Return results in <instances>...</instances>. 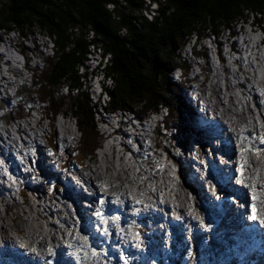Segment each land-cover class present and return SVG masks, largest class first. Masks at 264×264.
<instances>
[{
  "label": "trees",
  "instance_id": "trees-1",
  "mask_svg": "<svg viewBox=\"0 0 264 264\" xmlns=\"http://www.w3.org/2000/svg\"><path fill=\"white\" fill-rule=\"evenodd\" d=\"M251 16L257 22L264 19V0H0V30L5 34L39 31L52 39L54 55L46 59L44 73L50 92L41 98L52 116L65 109L75 116L84 135L83 159L100 140L83 83L92 50L107 55L105 82L113 81L106 87L107 108L147 115L165 105L173 117L176 105L188 109L181 87L169 79L172 69L188 68L184 46L196 41L194 50L201 49L203 40L220 38L225 28ZM61 86L76 90L68 106L64 99H54L51 87ZM55 148L53 135L49 149Z\"/></svg>",
  "mask_w": 264,
  "mask_h": 264
},
{
  "label": "bare ground",
  "instance_id": "bare-ground-1",
  "mask_svg": "<svg viewBox=\"0 0 264 264\" xmlns=\"http://www.w3.org/2000/svg\"><path fill=\"white\" fill-rule=\"evenodd\" d=\"M155 8V7H154ZM12 34V33H11ZM12 36H17V33L14 32ZM47 36V35H46ZM48 37V36H47ZM202 49H205V45L202 42L201 46ZM253 45L250 47V50H252ZM45 49L47 50H53V43L52 39L48 37L46 40V46ZM92 52H99V50H92ZM262 54V53H261ZM231 56V55H230ZM258 56V54H257ZM199 58V56H197ZM14 59V58H12ZM260 63H264V58L260 57L258 59ZM15 61V60H13ZM236 62L239 66V70H234L230 68L229 65H226L225 68V74L224 76H220L221 73L217 68H214V65H211L210 72L208 78L211 79V83L213 84V88H206L205 86L199 87V95L206 100L207 107L213 111H215L218 114L217 120L215 121H209L205 120L204 116H202L200 113L197 115H193V118L196 120V122L199 124L201 129L207 131L205 127L208 128V125L205 123L207 122H213L214 124H218L220 129H223V131L219 132V135L217 137H221L222 139V145L218 149L217 145L215 146L213 144L212 149H216L218 153L225 154V161L224 163L220 164V168L225 170L227 175L230 177L233 172H235L238 168V165L242 168V174L244 177H252L250 180H245L249 183L255 182V186L259 188L256 190L258 193L260 192L261 198L257 202V215L259 216L261 213H264V193L261 192V186L264 183V171H260L261 161L264 158V154H259V159L257 156H254L251 151H245L241 152L240 148L247 145V141H243L240 144L237 143L236 139H233V137L236 136L235 131H230L232 127H238L240 126L238 123H242V126L244 125L246 128L251 130V128L255 129H263L260 125L264 124V105H258L256 109L251 105V101L257 100L259 93L257 91V87L255 85L254 78L259 81L261 87L264 86V76H256L255 73H251V70H248L247 68L251 67L253 68V71L256 72V68H254V65L252 64V61L249 59L247 62V68L244 66L243 61L241 60V57H237L233 60ZM243 63V64H242ZM195 65L198 66L197 62H195ZM243 67V69L241 68ZM221 69H224L222 67ZM260 70V69H259ZM241 72L243 75H241ZM264 72V69H263ZM257 73V72H256ZM223 75V74H222ZM54 76V75H53ZM225 79L226 88L228 91H232V93L229 94L228 99L226 100L227 106L223 109H220L219 105L225 103V99H222L223 94H226L225 91H221L220 88V80ZM237 78L239 80L238 86L242 90V98L244 97L245 103L243 104V108L238 106V103L234 102V93L233 90L235 86L233 83H231L230 79ZM252 79V80H250ZM6 81L5 84H13L17 81L11 80L8 81L6 78H4ZM230 80V81H229ZM220 84V85H219ZM0 94L3 95V91L5 89V85H0ZM24 86V84L22 85ZM26 88V86H24ZM18 88L19 87H13ZM263 88V87H262ZM5 94V93H4ZM13 94V93H11ZM222 95V96H221ZM4 96V95H3ZM14 97L8 96L6 97V102L12 101ZM24 99V98H22ZM33 101L37 102L34 99H31V97L26 99L27 101ZM20 103V101H18ZM24 102V100L22 101ZM21 102V103H22ZM7 104V103H6ZM5 104V105H6ZM32 110L29 114V119L24 121H18L19 124H17L18 129L17 132L19 134L17 135L16 131L13 128H8L7 126H10L8 122H3L0 126L5 130V135H0L2 137H8L9 140V146L13 149L18 148V139L20 137L21 133H28L26 136V141L22 143L23 147H26V144L34 143L38 140L40 136H42L43 131H45L46 123L44 122V119L39 116L37 117V114L40 113V107L37 104H32ZM222 106V105H221ZM224 107V106H223ZM222 108V107H221ZM33 110L35 111L33 113ZM65 115L62 118L61 115H58L56 117V120L51 124V126L54 129L59 130L60 132H63L65 134L64 140H71L73 138L72 134V127H71V121L70 117L65 113V110L63 112ZM248 113V116L246 115ZM58 118V119H57ZM70 118V119H69ZM223 118V119H222ZM259 118V119H258ZM226 119V120H224ZM260 121V122H258ZM24 122V123H23ZM12 123V122H11ZM16 124V123H15ZM14 124V125H15ZM127 124L125 121H122V125ZM12 125V124H11ZM167 125V133H165V136L168 137V139L173 140L176 138L177 134L179 132L177 131L176 127H174L175 131H172V133H169L170 125L169 123ZM16 126V125H15ZM180 127V126H179ZM15 128V127H14ZM180 133H183L182 137L186 139L188 137V134L180 128ZM221 133H227L229 136L224 137ZM121 134L127 135V132L121 131ZM141 135V133H140ZM214 136V135H213ZM3 139V138H2ZM4 141V139H3ZM176 141L178 139L176 138ZM175 143L171 142V145ZM176 146L178 148L184 149V144L180 143L179 141L176 143ZM231 147H233L234 151H230ZM186 152V150H182L179 155H182ZM140 153H143V150L140 151ZM163 154L160 150H155L152 152V156L148 154L146 156V153L135 155L132 154L133 159H126L124 157V153L121 152V150H115L114 148H109V156H103V166H101V163H99L100 166H96V169H87V172L81 171L79 175L82 179H86L89 183L98 185L99 183L103 181H107L108 183L114 185V187L109 189V193H116L119 194L121 192L125 191H132L139 195L138 189H135L134 186L130 185L131 179L129 178V175H134L135 177L139 178V175L142 173L143 175L147 174L146 177L148 179L144 182V186L149 188V186H154L155 191H147L145 190L146 195L149 197L145 203H152L157 202L158 196L161 194L164 198H168L169 206L174 207L173 201L177 206H180L181 212L184 214L185 217L191 220V217H188L187 215L192 210L188 207L187 200V191L185 190L184 183L178 181L175 177H172L173 175H170L169 172L172 173L170 169V164L166 162L167 158L163 157ZM8 156H5L4 159L6 160ZM136 157H140L141 159H136ZM216 158L214 159V161ZM247 161V163H245ZM158 162L160 165H164L165 168L163 170H156L155 169V163ZM28 160L25 164L21 165L22 174H24V168H28ZM139 165L140 173H137L133 169V165ZM238 164V165H237ZM0 201H10L12 202V205H15L17 210L13 211V216L9 217L8 215H1L0 216V264H43L42 261H39V256L37 253H43L44 249L49 245H53L56 242V238L58 235H64V230L60 229L59 226L55 223L56 221H60V223L67 224L71 223L74 219L80 218L79 212L74 211L71 207H68L71 205L68 195L65 193L61 198L54 197L51 198H45L43 191V187L39 186L37 192H40L39 195L36 197L38 201L34 200L30 203H26L27 205L21 204L19 201V190L18 187L12 183L11 179H9V174H5L4 168H0ZM17 175L19 173L18 171H15L12 169ZM168 170H170L168 172ZM148 171V172H147ZM31 172V171H29ZM187 174L191 177H193L192 171L190 169L186 170ZM224 173V174H226ZM35 174V173H32ZM160 174V175H159ZM21 177H24V175H21ZM58 173L53 172V178L56 182H60L62 180H59L57 178ZM70 178L69 180H66V183H68L70 190L73 194L81 193L77 187H75L72 183L73 181ZM173 180V184L170 182ZM128 184L130 187L125 189L123 185ZM235 185H237L234 182ZM231 189L230 194L227 197V201L225 205H222L221 207L218 206L219 203H215L212 199H207V204L210 208L221 211V215H224V223L222 225V229L219 231V234H222L225 239V244L230 248H239L238 246H235L234 241L237 239L245 240L248 239L250 236H252L255 231L258 232V234L264 235V228H258L257 226H254L253 229L250 228L248 225V231L249 233L243 234H237L233 231L234 225L233 223H236L239 227L242 228V226L245 223V212L249 210L248 205V194L250 193L249 188L244 187H229ZM99 195H103L99 189ZM42 198V199H41ZM108 199H112L113 197L111 195L107 196ZM141 197L140 199H142ZM32 199V198H31ZM216 202V201H215ZM8 203L7 207H10L11 205ZM96 205H98V200H96ZM220 205V204H219ZM27 206V208H25ZM112 208V203L109 202L108 205L104 206L103 210H109ZM11 209L8 208V212ZM72 213H75V216L72 215ZM83 216H81L80 219L86 221L87 220V214H90L89 211H83ZM10 221V222H9ZM263 229V230H262ZM81 230H83L84 234H87V231L84 229L83 223L81 224ZM124 236V235H123ZM122 234L119 236V239L121 240ZM220 235H215V238H213V242L206 245L204 247V251L206 253V258L212 263L215 262L216 264H221L223 260L218 259L220 256V246L224 243L219 242ZM201 243H205L203 241V238H198ZM24 244L26 246L30 247H36L37 253H30V256H27V250L25 248H18L19 244ZM93 244L94 247L100 246V249H103V246H109L112 249V242H104L103 244ZM159 244L164 248L167 249L165 254H162L160 251L158 259L159 263L157 264H166L168 261L165 259V256L168 257V259H172L171 253L168 249H170L168 246H165V238L159 240ZM154 244H152L153 246ZM169 246L171 248L176 247V241L175 238H173V243H170ZM232 249V251H233ZM151 252L148 253L149 255L152 254V249H150ZM231 251V252H232ZM237 249L234 250V253H237ZM104 252V250H103ZM106 253V252H104ZM112 251L106 254H111ZM132 253H140L136 249H132ZM110 255V256H111ZM156 255V254H154ZM154 255L152 258H154ZM229 254L228 256H230ZM32 259V261L27 260ZM152 258L150 260V263L152 264ZM205 261V260H204ZM142 262V261H141ZM118 264H123V262L120 260V258L117 260ZM103 264H115L110 260H105ZM143 264V263H141Z\"/></svg>",
  "mask_w": 264,
  "mask_h": 264
},
{
  "label": "clouds",
  "instance_id": "clouds-1",
  "mask_svg": "<svg viewBox=\"0 0 264 264\" xmlns=\"http://www.w3.org/2000/svg\"><path fill=\"white\" fill-rule=\"evenodd\" d=\"M248 25H250L254 28L252 30V32L256 31V29H257L263 35V36L259 35V36L255 37L258 39V41H260V36L263 37V40H264V19L261 20L260 22H257L256 19H254L252 16L248 17L247 20H242V21L238 22L235 25V27L225 28L224 29V35L227 34L226 38H228V39L235 37V34L237 33V31H240L237 33V35H240V34H242L241 29H243V32H246L245 29H247ZM13 32L17 33L16 37L11 35V33H13ZM43 34H45V33H43ZM40 35H37L34 32L33 33L28 32L26 34V36H21L17 32V30H15V29L11 30L9 32V34H5L3 30H0V85H5V90H6V93H5L6 95L3 94L4 95L3 96L2 94H0V99H6V97H8V96H12V97H14V99H16V100L11 101V104H12L11 108H7V107L3 108L2 104L0 103V112L2 113V117H0V119L2 121H4V117L11 114L12 110L16 109V108H18V115H19L18 117L20 118V120H24V122H25V119L27 120V118L29 117V113L33 107V105H32L33 101L31 102L32 104L28 105V106H25V103H19L17 99H19L18 96L21 94L20 90H18V88H13V87H19V85L21 87L23 84H27L28 81L30 82V86H32L35 83L34 82L35 72H37V73L39 71L42 72L41 70H39V68L41 67V63L43 65H45L46 59L48 57H52L54 55V52L48 53L42 47L41 44L43 42L40 41V39H41ZM213 38H215V37L213 36ZM238 38L240 40L239 42H241L243 37L239 36ZM238 38H237V40H238ZM218 39L219 38H215L214 41H212L210 39H206L205 41L203 40V43L205 45L206 50L202 49V48L196 50V51H198L199 58L202 56L203 51L208 52V50H209V48L207 47L208 43L213 45V46L216 45L218 58L223 57L222 53L218 49L219 48V42L217 41ZM27 41H30L32 43V45H28ZM23 44H25V48L23 47ZM193 44L197 45V42L191 41V44L188 48V55L189 56H191L190 54L193 55V53L195 52ZM252 44H253V42H252ZM263 45H264V41H263ZM256 47L259 48V43H257ZM185 48H187V47L184 46L183 51ZM233 51H236V50H233ZM32 53H34V56L32 55ZM94 55L96 57L95 59L97 61V67L95 66V67L91 68L90 60L93 59ZM12 58H14V59H12ZM184 58L186 59V61L188 63L187 69H189V63L192 64L193 60H190L188 58V56L186 57L185 55H184ZM13 60H15V61H13ZM32 60L34 62V65L31 63ZM204 61L207 62L206 60H204ZM107 62H108L107 55L102 56L101 53H97V52H90L89 53L87 65L89 66L88 71H90V72H88L89 76H88L87 80L84 79L83 83H84V88L86 89V91L89 94V97L92 101L91 105L93 107V111H94V115H95L96 130L100 136V140H99L98 144L95 146V148L93 149L92 155H89V157H87L88 161L89 160L90 161L87 164H84V166L86 167L85 170L89 169L90 166H97L100 162L97 159L98 162H96V164L93 165L92 161H94V158L96 157V154H97L96 152L98 150L101 151L102 149H105L102 145L103 140H105V144L108 143V140H109L108 136H110V135L106 136V134H105L106 132L104 131L106 128L111 127L108 122H110V121L112 123H115V122L119 123L120 122V124H121L120 130H119V133H120L122 126L125 127V125H126V124L122 125L121 122L125 121L127 118H128L127 120H131L132 117L130 118V116H133V118H135V120H140L141 122H143L145 127L151 128V130L148 128L149 129V135L151 136L149 138H150L151 146L154 148V150H160L161 151L162 149H165L164 154L165 155H171V152H172L171 145L169 147H167V144H164L162 141V138L165 137V133L168 131L167 125H165L166 123L164 122V119L160 118V114H162L163 111H165V113H164V116H166L165 118H168V116H170L169 110L167 108H161L159 106L157 111L151 112L147 115L137 114V112H135L134 110L129 109V108L128 109L122 108V109H118V110H110L109 108H107L106 105L110 99H109V93L107 92L106 87H111L113 85V81L111 78L107 79L105 82L106 76L103 73L104 72L103 68L105 67ZM203 64H204V62H203ZM203 64L202 65L199 64L198 66H196L195 63H193L191 66L194 67L195 72H193L194 70L192 69L190 75H182V74H185V72H187V69H185L184 67L178 66V67L172 69V71L179 72L180 75H182L178 79V81L181 82V86L185 87V91H186L185 96L187 98H189V96H190L189 94L199 95V87L200 86L203 85L206 87V85H204L200 82V80H202V79H200V77L201 78H208L210 71L208 70L209 67L207 68L206 67L207 65H203ZM223 67H224V69H221L219 71L221 74H225L226 65H224ZM263 67H264V65H263ZM46 68H47V65H46ZM232 69H234V68L232 67ZM96 70H97V72H96ZM206 71H208V73ZM82 72L84 74L85 70ZM198 73H200V75H201L200 77L196 76ZM261 74L264 76V72ZM258 75H259V73H255V77ZM4 78H6L8 81L15 80V79H17V81L14 82L13 84H5L6 81L4 80ZM21 79H22V83L20 82ZM208 80H210V79L208 78ZM230 80H232V79H230ZM236 80L239 81L237 78H236ZM233 81L234 80H232V83H233ZM208 82L211 83V80ZM195 83H197L196 86L194 85ZM224 83H225V79L223 78L222 84H224ZM235 83H236V81H235ZM225 85H226V83L224 84V86ZM222 87H223V85H222ZM262 87L264 88V86H262ZM207 88L210 89L212 87L210 86ZM63 90L65 91L64 95L68 96V97H69V95H74V93L76 91V90H74L72 92L67 86H61L59 88V91L63 92ZM11 93H13V94H11ZM199 98L202 99L203 101H205V103H206V100L203 99L200 95H199ZM9 102H10V100H9ZM9 102H6L7 105L9 104ZM205 103L197 101V103L195 104L196 105L195 108H194V106L192 107L193 104H191L189 102L186 104V105H188L189 108L186 109L185 111L186 112H189V111L193 112L190 114L189 119H190V122H191V125H192V128L194 131H195V128H194L195 125H194L193 120H195V119L193 118V115H196L198 113L202 114L200 112V110L201 109L204 110V108L207 104V103L206 104ZM22 104L25 107H27L26 114L23 112L24 106H22ZM37 104L40 106L48 107L47 102H44V100H42L41 97L37 100ZM45 104H47V105H45ZM97 108L100 109L99 110L100 113H99V111L97 112ZM198 108H199V110H198ZM63 112L58 114V115H61L62 118L65 115ZM102 112H105L107 114V116H106L107 118H105L101 114ZM35 114H38L37 117L41 116L40 113H35ZM45 116L47 117V115H45ZM45 116L42 115L41 117L45 120L46 119ZM57 116L54 117V116L50 115V118H47L48 123H46L45 131H43L45 136H44V138L43 137L39 138L38 141H39V147L40 148L41 147H45V148L47 147L49 149L52 136L54 135L56 148L53 151L59 155V153H60L59 151L63 150L64 153L67 152L68 149H70V146L72 144H75V145H77V147L78 146L80 147V144L82 141L81 138H82L83 134H82L81 129L79 128V125H78L75 117L73 115H71L72 117H74V120L70 119L71 127H72V134H73V131H77V134L73 135V138H71L70 141L64 140L66 136L62 137L60 135V131L57 129H54L51 126V124L56 120ZM204 117H205L204 118L205 120L215 121V119L217 120L218 114L212 110L210 113H206L204 115ZM15 120H19V119H15ZM16 122H18V121H16ZM161 122L164 123L163 128H161V126H159V124ZM195 122H196V120H195ZM196 124H198V123L196 122ZM1 128L2 127L0 126V129ZM78 129H80V131H81L80 135H78ZM163 130H166V131L163 132ZM162 132L164 133V135L161 134ZM186 133L188 135L191 134L188 130H186ZM159 138L161 139V142H160ZM57 140L60 143H58ZM78 140H79V142L76 143L75 141H78ZM62 143L65 146H67L66 149H63V147L61 149ZM158 145L159 146L163 145V146L161 147V149H159ZM125 147H126V145L121 144L118 148H120L123 151L125 149ZM108 150H109V148H108ZM107 156H109V153ZM124 157L126 159H132L131 156H129V157L124 156ZM85 160L86 159H83V161H85ZM133 169H134V167H133ZM79 173H81V171H79ZM132 177H133V175H132Z\"/></svg>",
  "mask_w": 264,
  "mask_h": 264
},
{
  "label": "rangeland",
  "instance_id": "rangeland-1",
  "mask_svg": "<svg viewBox=\"0 0 264 264\" xmlns=\"http://www.w3.org/2000/svg\"><path fill=\"white\" fill-rule=\"evenodd\" d=\"M147 2H148V0H146ZM151 14L152 13H149L148 14V17L149 18H151ZM254 28L252 27V26H250V25H248V27H247V29H245V31L246 32H243V29H241V33L242 34H240V35H237V33L238 32H240V31H237V33L235 34V37H232V41H230L228 38H226V35L227 34H225L224 36H222L221 38H219L217 41L219 42V51L222 53V55L226 58V61L228 62L227 64L229 65V62H231L230 63V68L232 69V67H234L237 71L239 70V66H238V64L236 63V62H234L233 60L234 59H236L237 57H241V60L243 61V63H244V66L246 67L247 65H245V62H248L247 61V53H243L244 52V43H242V42H239L240 40H239V36H242L243 38H246V39H248V38H251V35H255V37H257V36H259V35H261V36H263L261 33H260V31H258L257 29H256V31H253L252 32V30H253ZM14 33V32H13ZM13 33L11 34V35H13ZM34 33H36L37 35H40V41L41 42H43L42 44H44L45 46H46V40L48 39V37L46 36V34L44 35V34H42L41 32H39V31H36V32H34ZM237 38H238V40H237ZM210 40H212V41H214L215 40V38H213V37H210L209 38ZM236 40H237V42H236ZM27 43H28V45H32V43L30 42V41H27ZM41 44V45H42ZM190 44H191V42H190ZM190 44H189V46H190ZM189 46L187 47V48H185L184 49V51L182 50V55H185L186 57L187 56H189L188 55V48H189ZM212 46V45H211ZM23 47L25 48V44H23ZM42 48V47H41ZM236 50V51H233V50ZM212 51H209L208 50V55H210L211 57H212V59L213 58H217L218 59V55L216 54V53H213L212 54V52H214V48L212 47V49H211ZM50 52L49 53H51L53 50H49ZM264 54V52H258L257 54L258 55H260V54ZM251 54H252V56H254V54H253V52H251ZM32 55L34 56V53H32ZM231 55V56H230ZM96 57H95V55H94V57H93V59H91L90 60V64H91V68L92 67H97V61H96V59H95ZM189 58H192V56H189ZM192 60H193V58H192ZM199 60V58H196L195 59V62H197ZM249 60V59H248ZM31 63L34 65V62H33V60L31 61ZM217 63L218 64H220L221 65V62H220V60L218 59L217 60ZM242 63V64H243ZM210 64V66H211V63H209ZM226 64V65H227ZM247 64V63H246ZM253 65H254V68H256V72L257 73H259V75H261V70H262V68L264 69V67H263V65H264V63H260L259 62V60L257 59V60H255V62L254 63H252ZM241 68L243 69V67L241 66ZM247 68V67H246ZM260 69V70H259ZM39 70H41L42 72H35V75H34V84L32 85V86H30V82L28 81V83L27 84H24V86H26V88L24 87V86H21L20 87V85H19V90H20V95L18 96V98L19 99H17L18 101H20V103L24 100V102H22V103H25L26 102V99L27 98H29V97H31V99H34V100H38L41 96H45V95H49V88L50 87H48V86H46V83H45V81H44V71L46 70V64L45 65H43L42 63H41V67L39 68ZM248 70H251V73H256V72H254L253 71V68H251V67H249L248 68ZM179 72H176V71H170V73H169V79L170 80H172L173 82H175V83H178V79L176 78V77H178L179 76ZM241 75H243V73L241 72ZM220 76H224V74L222 75H220ZM210 79V78H209ZM211 80V79H210ZM250 80H252V79H250ZM230 81V80H229ZM20 82L22 83V79L20 80ZM212 82V81H211ZM231 82V81H230ZM220 83H221V85H220V88H221V91H225V93L226 94H223L224 95V97L222 96V99H225V103H223V104H220L219 106V108L220 109H223V108H225L228 104H227V102H226V100L228 99L227 98V96H229V94L230 93H232V91H228V89L226 88V85L224 86V84H222V80H220ZM232 83V82H231ZM42 85V86H41ZM195 86L197 85V83H195L194 84ZM222 85H223V87H222ZM214 87L213 86V84L212 83H210L209 85H206V88L207 87ZM32 88V89H31ZM51 89L53 90V92H54V99H64L65 101H66V105L68 106L69 105V103H70V99H69V97L68 96H65L64 95V90H63V92H60L59 91V89H58V91L55 89H53L52 87H51ZM4 93H6V90L4 89V91H3ZM3 93V94H4ZM234 93V92H233ZM175 94V93H174ZM4 95H6V94H4ZM21 98V99H20ZM22 98H24V99H22ZM244 97L242 98V99H240V98H238V97H236V94H235V97H234V102L235 103H238V106L239 107H241V108H243V104L245 103V101H244ZM12 100H16V99H12ZM259 100H262V99H259ZM5 101V102H4ZM238 101V102H237ZM32 101L30 100V101H27V103H25V106H28V105H31L32 103H31ZM0 103L2 104V107L3 108H5V107H7V108H11V106H12V104H11V102H9V104L7 105L6 104V99H0ZM34 104H37V102L35 103V102H33ZM251 103V105H253L254 107H257L256 106V103L255 102H250ZM6 104V105H5ZM38 105V104H37ZM44 105V104H43ZM45 105H47V104H45ZM222 105V106H221ZM22 106H24L23 104H22ZM23 107V112L26 114V111H27V107ZM39 107H40V115L42 116H45V115H47V117L45 116V120H44V122L45 123H48V120H47V118H50V115H52V114H50L49 113V110H48V108L47 107H44V106H40V105H38ZM66 106V107H67ZM224 106V107H223ZM160 107L161 108H168L167 106H165V105H160ZM196 107V105L194 104V108ZM222 107V108H221ZM16 108V107H15ZM100 109L99 108H97V112L99 111ZM196 110V109H195ZM65 111L66 112H68V116H71V115H73L72 113H70L69 112V110L68 109H65ZM197 111V110H196ZM35 111L33 110V113H34ZM199 112V111H198ZM99 113H100V111H99ZM164 113H165V111H163L162 112V114H160V118H163L164 119V122L167 124V123H169V125H170V128H172V129H170V131H169V133H172V131H175L174 130V127H176V129H177V131L180 133V128L182 129V130H188L190 133H192V134H194L195 133V131L193 130V128H192V125H191V122H190V120H189V116H190V114L191 113H193V112H186L185 110H183L181 107H177V105L175 106V115H173V117L171 116V114H170V116H168V118H165L166 116H164ZM179 113V114H178ZM0 114H2L1 112H0ZM30 114V113H29ZM45 114V115H44ZM105 118H107L106 116H107V114L105 113V112H102L101 113ZM38 115V114H37ZM197 115V114H196ZM246 115L248 116V113H246ZM19 115H18V108H16V109H13L12 110V113L11 114H9L8 116H6V117H4V121L5 122H8V124H10V126H7L8 128H13L15 131H16V133H17V135L19 134V132H17V130L18 129H16V128H18L17 126V124H19L18 122H16V121H24V120H20L19 119V117H18ZM74 116V115H73ZM75 117V116H74ZM74 117H70L71 118V120H74ZM69 118V119H70ZM15 119H19V120H15ZM27 119H29V117L27 118ZM58 119V118H57ZM223 119V118H222ZM259 119V118H258ZM224 120H226V119H224ZM4 121H0V125L1 124H3L4 125ZM25 121H26V119H25ZM12 122V123H11ZM260 122V121H259ZM16 123V124H15ZM24 123V122H23ZM12 124V125H11ZM16 126H15V125ZM165 124V125H166ZM163 125H164V123L163 122H161L160 124H159V126H161V128H163ZM238 125L239 126H242V123L240 124V123H238ZM5 126V125H4ZM180 126V127H179ZM244 126V125H243ZM15 127V128H14ZM241 128V127H240ZM76 130V129H75ZM251 130H255V128H251ZM166 130H163V132H165ZM2 132H3V134H2ZM161 133L162 135H164V133ZM0 133L2 134V135H5V130H3V128H1L0 129ZM80 133H81V131H80V129H78V135H80ZM167 133V132H166ZM75 134H77V131H75ZM248 134V133H247ZM21 135V134H20ZM86 135V134H85ZM182 135H183V133H182ZM83 137H84V135H82V138L81 139H83ZM177 137V136H176ZM210 137H211V140L212 141H210V143L212 142V144H213V142H215L216 140H215V138L213 137V135H210ZM26 138H28L27 136H26ZM160 139V138H159ZM168 139V137H163L162 138V141H163V143L164 144H167V147H169L170 145H171V142L172 143H176V138L175 139H173V140H169ZM76 143L77 142H79V140L78 141H75ZM160 142H161V139H160ZM162 143V144H163ZM187 143H189L188 145L190 146L191 144H193L194 143V141H193V139H190V140H188V142ZM102 145H103V147H105V140H103V143H102ZM163 145H161V146H159L158 145V148L159 149H161V147H162ZM82 149V150H81ZM179 149V148H178ZM178 149H174V152L176 153L177 152V150ZM164 150L165 149H162L161 150V152L162 153H164ZM102 151H103V149H102ZM60 153H59V155H57V160H59V161H61V160H63V159H65V156H69V155H72V156H74V158H71V160L74 162V163H80L81 164V166H84V164H87L89 161H88V159H86L85 161H83V154H84V149L83 148H81V147H77V145H75V144H72L71 146H70V149H68V151L67 152H65L64 153V151L62 150V154H61V151H59ZM98 152H100V150H98ZM47 156H48V148L46 147V148H44V147H42V150H40V152H39V157H40V159H42V160H40V163H43L44 161H47L48 163H49V160H50V157L48 158V160H47ZM103 160L104 159H102L101 161H100V163H101V166H103ZM27 161V160H26ZM203 161H204V163H205V157H204V159H203ZM29 162V161H28ZM92 162H98L97 161V157H95L94 158V161H92ZM68 163H69V161H68ZM74 165V164H73ZM98 166H100L99 164H98ZM205 166H207V163H205ZM34 168V167H33ZM52 168H54V170H56V168H57V165L54 167V166H52ZM91 169H96V166H90V168H89V170H91ZM1 170V169H0ZM40 170V169H39ZM38 170V172H40ZM81 171H84V172H87L85 169H80ZM170 170H168V172H169ZM172 171V170H171ZM169 174L170 175H173L172 177H177V175H176V173H174L173 174V172L171 173V172H169ZM160 175V174H159ZM133 177H135L134 175H133ZM49 179H53V177L52 176H50V177H48ZM137 180H138V178L137 177H135ZM231 181V180H230ZM248 181V180H247ZM246 181V183H248L249 184V182H247ZM172 184L174 183L173 182V180L172 181H170ZM30 183V185H32V184H34V183H32V182H29ZM53 185V184H52ZM130 185H132V186H134L135 187V189H140L141 187L139 186V184L137 183L136 185H133L132 183H130ZM43 186H44V188L45 189H48V190H52L51 192L52 193H55V190H57L58 188H56V186L55 185H53V186H51V185H48V184H46V183H44L43 184ZM51 188V189H50ZM61 188V187H60ZM40 192H38L37 194H39ZM42 193H44V192H42ZM29 195V199H27V202H25L22 198L21 199H19V201L21 202V204L23 203V205H24V203H30V202H32L33 201V196H38V195ZM44 197L45 198H48L47 197V193L46 194H44ZM32 198V199H31ZM42 199V198H41ZM216 201V202H215ZM214 201V204L215 203H219L218 204V206L219 207H221L222 205H225V203H226V201L225 200H220V199H217L216 198V200ZM8 203H12V202H10V201H8ZM8 203H5V204H3V202H2V204H0V216L3 214V215H8L9 217H12L13 216V211H15V210H17V208H16V206L15 205H10V207H7V205H8ZM27 205V204H26ZM216 205V204H215ZM8 208L9 209H11L9 212H8ZM25 208H27V206H25ZM28 209V208H27ZM10 215H12V216H10ZM1 222V221H0ZM10 222V221H9ZM65 225H67L66 223H65ZM68 226V225H67ZM179 243V242H178ZM179 245H180V243H179ZM204 245H205V243H204ZM165 259L167 260L168 259V257L167 256H165ZM169 260V259H168Z\"/></svg>",
  "mask_w": 264,
  "mask_h": 264
},
{
  "label": "snow or ice",
  "instance_id": "snow-or-ice-1",
  "mask_svg": "<svg viewBox=\"0 0 264 264\" xmlns=\"http://www.w3.org/2000/svg\"><path fill=\"white\" fill-rule=\"evenodd\" d=\"M153 7H156V5H153ZM260 95L264 96V88H261ZM262 105H264V100H261L260 102ZM208 125L207 133L209 135L218 136L220 131H223V129H220L218 124H214L213 122H205ZM262 128H264V124L260 125ZM230 131H235L234 129H230ZM249 131L247 129H241L239 133L236 134L233 139L237 140V143L240 144L243 141H248L251 143L252 141H257L264 145V134H256L255 131H251L250 135H245V132ZM128 143H131L129 141ZM62 149V146H61ZM240 151L243 153L245 151H251L254 156H257L259 158V154L261 151H264V149L259 148H249L247 146L240 148ZM33 155H35L34 152H32ZM62 154V151H61ZM27 155V153H25ZM48 155L52 156L54 155L51 150H48ZM148 154L146 153V156ZM202 164L204 163L203 160L200 161ZM4 160L0 159V168L4 166ZM21 163H23V158H21ZM35 163V161H33ZM224 163V161H222ZM247 163V161H245ZM157 167L162 171L163 166L157 164ZM243 168V165L241 167L237 168V172H241ZM26 171L28 169H25ZM5 174H7V170L5 169ZM137 173H140V169L137 168L135 170ZM129 178L131 179V183L133 185L139 184L140 187H143L144 182L148 179V177L144 176L142 173L139 175V179L137 180L135 177H132L131 174L129 175ZM9 179H12L11 176H9ZM35 179V178H34ZM252 177H245L240 178L237 177L235 180V183L237 185H242L244 188L251 189V194L253 196V199L257 198L256 195V186L254 184L250 185L245 182V180H250ZM97 187L100 189L101 193L103 195H97V193L93 192L92 195L95 196L98 200V205L95 208L94 211L90 213L87 220L84 221V229L87 231V234H82L81 231V224L82 219L77 218L74 219L71 223H68V226L65 227V224L60 223V221H56L55 223L59 226L60 229L64 230V235L67 237L63 241V247L69 249L70 251L67 252V256L75 260V264H101V256L105 253L103 252V249L97 250L96 247L93 246V244L90 243V237H104L107 238L110 235V229L108 225L111 223V225L117 227L118 232H123V229H119L118 222L120 220V217L118 215L114 214H107L103 209L104 206L108 203V200L105 199L108 195H111L113 198L111 200V203L113 205H116L119 207L122 204L121 197H130L133 201V214H136L140 211V209L135 208V205H142L144 210H147L151 207V204L145 203L143 199L138 198L134 192L132 191H125L121 192L119 194L116 193H109V189L114 187V185L108 183L107 181H103L97 185ZM125 189L128 188V184L123 185ZM212 194L216 195V188L215 186H212L211 188ZM261 192L264 193V185L261 186ZM147 191H155L154 186H149ZM146 195L145 192H140L139 196L144 197ZM217 199L220 197L217 196ZM163 201H161L162 203ZM264 203V201H262ZM68 207H71L69 205ZM73 216H75V213H72ZM189 215H192L191 211L189 212ZM94 217V219H93ZM177 219L180 217L177 216ZM197 220H200L199 216L194 217ZM249 220H259V224L261 227H264V213H261L259 216L256 214H253L248 217ZM201 225H203V221L201 220ZM124 240H131V247L139 249L142 244V240L140 237L139 232H132L127 231L125 232L124 236L121 237ZM59 239V237H58ZM57 247H60V245H57ZM21 248H25L27 251L32 253H37L36 247H30L26 246L24 244H21ZM44 251L46 252L47 257H56L57 252L52 247L51 244H49ZM40 253H37L39 255ZM60 259L57 260V264H70V261L64 259V252H60ZM120 260L123 261V264H129L128 259L125 257L123 253L120 254ZM44 264H53V261L51 259H45Z\"/></svg>",
  "mask_w": 264,
  "mask_h": 264
},
{
  "label": "built area",
  "instance_id": "built-area-1",
  "mask_svg": "<svg viewBox=\"0 0 264 264\" xmlns=\"http://www.w3.org/2000/svg\"><path fill=\"white\" fill-rule=\"evenodd\" d=\"M14 37H15V36H14ZM42 47L45 49V45H44V44H42ZM96 50H99V52H100V49H99V48H98V49H96ZM45 51H46V52H48V53L50 52V51H49V50H47V49H45ZM51 53H52V52H51Z\"/></svg>",
  "mask_w": 264,
  "mask_h": 264
}]
</instances>
